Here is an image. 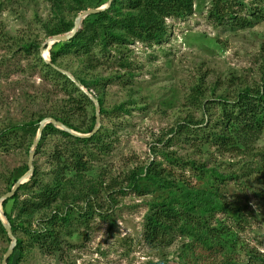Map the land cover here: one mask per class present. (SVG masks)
I'll return each instance as SVG.
<instances>
[{
	"label": "rangeland",
	"instance_id": "rangeland-1",
	"mask_svg": "<svg viewBox=\"0 0 264 264\" xmlns=\"http://www.w3.org/2000/svg\"><path fill=\"white\" fill-rule=\"evenodd\" d=\"M98 1L0 0V130L32 121L41 123L47 114L64 108L67 97L63 80L43 70L38 53L45 62L43 55L51 61L54 45L45 46L51 38L47 29L60 21L75 25L78 16L86 11L81 8L92 5L88 9H95ZM192 1L195 9L191 15L167 19V34L160 42L128 39L124 44H110L105 51L92 46L88 54L60 57L55 66L60 73L66 72L88 84L100 83L92 91L85 87L82 91L102 102L100 110L106 114L100 111V130L110 148L83 176L81 188L102 183L103 193L98 198L92 195L93 207L110 220L103 221L96 215L88 225L76 220L59 252L50 254L32 248L23 256L15 253L12 264H217L225 256L239 263L255 257L264 259V178L256 172L259 161L246 153L222 154L215 146L200 144L198 138L193 141L185 134L176 137L170 133L191 119L204 121L209 128L214 123L220 125L215 105L220 99L234 100L246 87L263 85L264 17L253 27L241 29L233 25L238 24L239 18L231 21L228 14L250 19L251 9L257 12L264 8V0H225L220 5L221 17L227 14L224 25L210 16L215 0ZM107 3L108 0L99 8ZM131 6V0H114L107 10L109 17L121 20L132 12ZM87 20L93 22L96 17L84 22ZM100 24L110 26L107 19ZM113 32L122 34L116 26ZM27 45L34 48L29 52L24 47ZM82 104L87 106V113L79 111L74 122L87 128L91 116L96 115L95 104L87 105L85 100ZM206 106L210 108L208 113L202 111ZM121 107L124 111L119 110ZM35 139L19 131L11 146L0 148V198L13 189L9 181L16 170L28 166ZM63 145L59 136L49 135L35 150L34 168L45 184L53 181V155L57 146ZM254 147L264 156V133ZM163 150L185 162H196L236 177L227 178L218 187L221 202L229 210L240 211L242 219L235 220L223 211L206 225L223 230L219 240L231 239L230 249H224L222 255L203 248L195 237L179 231L170 233L162 243L146 241L145 223L151 204L162 202L165 196L157 192L145 196L131 191L121 193L122 188L128 190L130 172L155 161L173 175L196 182L190 167L174 168L156 155ZM70 178L72 175L67 176ZM34 192L35 189L23 190L19 201H10L0 210L6 219L10 216L17 226H23L24 230L19 228L15 235L17 239L27 237L26 230H41L40 220L50 218L60 204L54 203L28 219L21 211L33 200ZM10 246L8 236H0V264Z\"/></svg>",
	"mask_w": 264,
	"mask_h": 264
},
{
	"label": "trees",
	"instance_id": "trees-1",
	"mask_svg": "<svg viewBox=\"0 0 264 264\" xmlns=\"http://www.w3.org/2000/svg\"><path fill=\"white\" fill-rule=\"evenodd\" d=\"M105 1L99 0L93 8H99L104 5ZM224 1L215 0V7L210 12L211 18L215 19L219 25H224L227 18V14L222 17L220 15V5ZM80 5L82 4L80 3ZM131 5L132 12L121 20L109 17L108 11H106L93 16L96 17L93 22L91 20L83 22L84 28L70 42L57 43L53 46L51 64L46 63L38 53V59L43 65V70L48 75L54 74L61 81L63 80V90L67 97L64 108L56 109L47 114L45 119L53 118L80 134L92 133L96 125L95 114L91 116L90 125L87 128L75 124L74 117L79 114V111H83L84 114L87 113V106L82 104L83 100L87 105H92V102L75 83L54 68L57 66L60 57L74 53L78 55L88 54L92 46H100L105 51L110 44H124L127 43L128 39H132L134 42H160L167 34V19L184 18L191 15L195 9L192 0H131ZM89 7H92V5L85 6L81 10H88ZM234 14H228L231 21H234L236 17L239 18L238 24L234 23L233 25L236 24L241 29H247L253 27L254 23L264 17V8L257 12L251 9L252 18L250 19L238 17ZM104 19L109 20V27L99 25ZM115 26L120 28L122 34L113 32ZM73 28V22L60 21L53 28H48L47 34L48 37L59 36L70 33ZM24 47L29 52L34 48L32 45ZM76 80L81 87H85L89 91H92L93 87L99 83L96 81L94 84H88L84 80ZM98 101L102 106L101 100L98 99ZM195 102L196 100L193 101V103ZM215 105H218L220 125L212 121L214 124L209 128L205 124L206 122L198 123L193 122L191 119L171 130L170 133L176 137L185 134L187 138L189 137L193 141L198 138L200 144L215 146L222 154L235 153L237 155L246 153L259 161L256 172L260 174L258 176L264 178V156L261 153L262 151L254 147L264 133V81L263 85L257 88L246 87L243 91L238 92L234 100L225 97ZM209 109L206 106L202 108V111L205 110V113H208ZM119 110L124 111L123 107ZM101 112L102 115L106 114L104 109ZM39 127L40 122L32 121L22 126L10 125L6 129L0 130V148L5 150V148L11 146L10 142L14 136L19 135V131L24 136L31 134L34 139ZM192 129H195L194 133ZM49 135H57L64 142L62 147L57 146L53 155L55 167L53 181L45 184L39 178V171L35 170L30 181L20 187L14 198L4 202L3 207H6L10 201H19V193L23 190L32 189H35L33 200L25 204L24 209L21 211L22 216L29 219L42 212V210L50 208L54 203L59 202L60 204L58 203L59 205L57 204L58 206L51 212L50 218L40 220L41 226L39 228L41 230H26L27 237L18 238L17 247L8 264H12L15 253L19 252L23 256L32 248H39L41 251L50 254L59 252L62 249L65 237L71 235L70 229L74 226L76 220L82 225H88L94 215L100 217L103 221L110 220L107 214L93 207L92 195L98 198L103 193L102 183L89 189L88 187L81 188L83 176L93 170L100 157L106 154L110 148V143L105 141L106 137L103 135L102 129L93 137L85 139L58 130L49 124L43 132L38 147H41V144L45 142ZM171 141L168 142L171 143ZM169 147L170 145L165 146V148ZM157 154L162 156L168 165L174 168L190 167L195 172L196 182L193 184L187 182L186 179L173 175L155 161L150 162L147 167L130 172L126 181L128 190L122 188L121 193L125 194L131 191L139 196H145L157 192L165 196L162 202L151 204L150 214L146 217L145 223L146 241L151 244L162 243L170 236V233L179 231L190 237H195L197 243L205 249H214L220 254L223 253L224 249H230L231 239H218L221 237L223 230L208 228L206 225L210 224V221L214 219L213 217L218 212L223 211L233 215L235 220H238L237 217L242 219L240 211L229 210L228 206L221 202L218 187V184L225 182L227 178L235 179L236 177L233 174L226 175L217 170L207 169L205 165H198L196 162H185L176 154L165 150ZM28 170V166L16 170L9 181L10 186L14 187ZM70 175H72V178L67 179V176ZM80 202L82 203L78 204ZM193 214L196 216H193ZM7 219L14 235H17L19 228L22 227L24 230L23 226H17L10 216H7ZM0 236L7 237V232L1 221ZM231 259L225 256L217 264H264V259L260 257H255L247 263H239Z\"/></svg>",
	"mask_w": 264,
	"mask_h": 264
},
{
	"label": "water",
	"instance_id": "water-1",
	"mask_svg": "<svg viewBox=\"0 0 264 264\" xmlns=\"http://www.w3.org/2000/svg\"><path fill=\"white\" fill-rule=\"evenodd\" d=\"M113 2H114V0H108V3L105 6L101 7V8L88 9V10L82 12L78 16V18H77V20L75 22L74 28H73V30L70 33L59 35V36H54V37L49 38V40L47 41L45 46H47V45L53 46V45H55L57 43L70 42L75 37V35L82 29V24H83V22H84V20L86 18H88L90 16H96V15L102 13V12H106L107 10H109L111 8ZM41 53H43V48H41ZM43 58L46 60V62L48 64H51V61L47 60L44 55H43ZM62 73L64 75H66L69 79H71L75 83V85L78 86L81 90H83V91L85 90L83 87L80 86L78 81L73 76H71L70 74H68L66 72H62ZM88 96L91 99V101L95 104V110H96V125H95V128H94L92 133H90V134H80V133H77V132L73 131L72 129L66 127L63 123L54 120L53 118H46L40 123V127H39V130H38L36 139L33 142V146H32L33 149H35V150L37 149V147H38V145L40 143V140L42 138L43 132H44L45 128L49 124L53 125L58 130L67 132V133H69V134H71L73 136L80 137V138L87 139V138H91L95 134H97L98 131L101 128V125H102L101 124V115H100V111H101L100 110V103L97 100V98H95L93 96H90V95H88ZM35 150L30 152L29 163H28L29 170L26 173V175L15 184V186L13 187L11 192H9L8 194H6V195H4L3 197L0 198V210L3 209L4 202L14 198V196L16 195V193L18 192L20 187L23 184L29 182L30 179L32 178V176L34 175V172H35V168H34ZM0 221L2 222V224H3L4 228H5V231L7 232V236H8V238L11 241V246L9 247V249H8L7 253L5 254L4 259L2 261V264H8L9 259L13 256V254L15 252V249L17 247L18 239L14 235L12 227H11L8 219L5 218L3 211H2V213L0 212Z\"/></svg>",
	"mask_w": 264,
	"mask_h": 264
},
{
	"label": "bare ground",
	"instance_id": "bare-ground-1",
	"mask_svg": "<svg viewBox=\"0 0 264 264\" xmlns=\"http://www.w3.org/2000/svg\"><path fill=\"white\" fill-rule=\"evenodd\" d=\"M1 212V211H0ZM2 213V212H1Z\"/></svg>",
	"mask_w": 264,
	"mask_h": 264
}]
</instances>
